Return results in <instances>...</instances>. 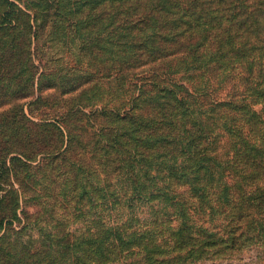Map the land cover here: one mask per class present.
<instances>
[{
    "label": "trees",
    "instance_id": "16d2710c",
    "mask_svg": "<svg viewBox=\"0 0 264 264\" xmlns=\"http://www.w3.org/2000/svg\"><path fill=\"white\" fill-rule=\"evenodd\" d=\"M38 1L42 14L28 0H0V126L13 133L0 139V243L17 216L14 186L40 155L52 173L73 175L77 204L105 198L92 176L112 193L110 173L126 169L131 193L150 209L140 228H96L63 264H111L126 255L138 256L137 264H185L235 251L247 228L251 242L264 236V221L254 216L264 208V0ZM41 38L59 66L53 74L42 58V76L49 75L42 111L51 112L42 113L37 139L26 132L22 102ZM169 61L196 72L189 80L200 87L197 98L180 83L143 75ZM53 86L63 92L50 110L53 90L43 88ZM198 100L217 115L209 137ZM49 127L55 134L47 138ZM217 140L229 147L219 162L208 154ZM214 166L230 176L214 179ZM154 172L176 185L148 189ZM202 215L220 224L200 225ZM0 264L22 263L0 246Z\"/></svg>",
    "mask_w": 264,
    "mask_h": 264
},
{
    "label": "rangeland",
    "instance_id": "374dc122",
    "mask_svg": "<svg viewBox=\"0 0 264 264\" xmlns=\"http://www.w3.org/2000/svg\"><path fill=\"white\" fill-rule=\"evenodd\" d=\"M28 1L35 4L32 7L39 8L42 14V1ZM39 43L41 45H38L37 48L35 46L37 56L35 57L37 59H34L33 65L37 74L34 85L28 99H24L22 102L23 112L27 118L24 120L26 132L29 137L34 136L37 139L42 138V116H44L42 113L51 112L47 111L46 108L42 111V104L44 103H42V87L48 84L46 83V77L49 76L48 71H45L42 76V58L45 62L43 66L54 68L51 70L53 74L57 72L59 66L58 58L55 56L56 50L52 53L44 51L42 38ZM228 43H232V41ZM192 71L187 70L184 63L169 61L163 64H151L145 69L143 75L154 80H156L155 78L164 79L169 82L166 83L167 85L174 82L182 84L188 90L189 98L192 100V98H197V93L194 90L200 88L194 80H189L193 79L194 74H196ZM58 87L43 88L45 92L53 90V96L48 100L50 110L57 107L53 103L60 98L58 96L63 92ZM177 90L186 94L182 88H177ZM198 102L201 103H197L198 112H201L200 116L206 118L208 124L212 126H209L207 130L201 127V130L205 131L206 136L209 137L215 130H218V127H213L214 123H211L216 120L217 115L210 112L209 105L206 103H209L208 100H205V102L198 100ZM82 111L89 114L90 109H82ZM3 132L13 136L9 127L1 125L0 139ZM53 134H55V131L49 127L46 137L48 138ZM0 146L2 147L1 143ZM228 148L221 140H217L213 145H209L208 154L219 162L228 157ZM55 162L60 167L64 165L60 161ZM209 162L203 164L204 169L207 170ZM50 163L51 160L48 156H38L35 161L29 162L28 168H26L27 174L21 178L19 185L15 184L14 186L19 197L18 204L16 203L17 216L9 224L10 231L3 242L0 243V246L9 250L16 261L22 264H44L46 259H50L54 264L68 263L73 254L78 255L81 253V248H77L81 239H88L96 228H116L130 224L132 228L137 229L151 220L148 203L131 193L133 191L131 180L122 174L126 169L121 171L122 175H114L113 172L116 171L110 173V175L115 176L113 178L110 176L113 182L112 193L108 192L107 186H105V189L103 188V182L92 176L90 183L93 187L103 189L104 191L101 194H104L105 198L99 201L93 198L92 203L84 206L76 203L73 175L66 168H61L58 173H52L49 167ZM216 170L219 175L214 174V179L221 176V174L223 176L227 175V172L224 174V171L214 166L213 172ZM227 176H230V174ZM149 180L148 185L150 187L148 189L162 187L163 183L176 185V181L170 180L165 172H160L159 177L154 172ZM180 187L181 191H187L186 187ZM256 213L258 215L254 216L264 221V208L260 207L256 210ZM217 218L218 216L202 215L196 216L195 220L200 225L212 227L220 224H218ZM249 236L250 231L247 228L242 240L239 241L241 246L235 251L211 253L202 259L188 261L185 264H264V236L259 234V239H253L252 242L248 240ZM138 260V256L136 258L134 255H126L111 264H137Z\"/></svg>",
    "mask_w": 264,
    "mask_h": 264
}]
</instances>
